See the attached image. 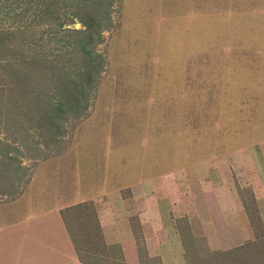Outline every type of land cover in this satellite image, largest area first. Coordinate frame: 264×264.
<instances>
[{
    "label": "rangeland",
    "instance_id": "374dc122",
    "mask_svg": "<svg viewBox=\"0 0 264 264\" xmlns=\"http://www.w3.org/2000/svg\"><path fill=\"white\" fill-rule=\"evenodd\" d=\"M93 1L55 0L59 19L43 34L31 16L5 20L8 10L0 8V32L9 35L0 60V191L25 188L19 213H5L7 221L26 211H42L37 221H44L43 213L72 200L66 221L78 252H94L90 262L104 264L97 248L108 254L116 247L101 243L91 197L108 190L112 203L120 190L132 219L157 200L164 209L180 203L189 210L178 223L186 232L185 264H264V0H116L93 48L104 62L84 85V109L50 124L41 100H61L55 63L65 61L66 50L53 33L59 20L62 28H82L69 18L93 11ZM21 51L41 61L26 70L30 79L1 67L19 68ZM80 60L73 52L68 72L86 82ZM26 82L34 90L28 97L19 88ZM232 190L245 209L235 223ZM222 212L234 225L248 224L254 239L242 249H215L221 239L204 224L216 216L225 233ZM231 237L238 244L242 234Z\"/></svg>",
    "mask_w": 264,
    "mask_h": 264
},
{
    "label": "crops",
    "instance_id": "0c3cea01",
    "mask_svg": "<svg viewBox=\"0 0 264 264\" xmlns=\"http://www.w3.org/2000/svg\"><path fill=\"white\" fill-rule=\"evenodd\" d=\"M24 190L25 188L20 189L19 193L9 192V194L7 191H0V264H99L90 262V256L94 252L91 254L87 250L84 253L81 251V254L78 252L74 237L70 233L72 230L66 221V216H68L66 214L71 211L70 207L74 205L72 200L63 201L43 213V219H46L44 221H37L41 217L42 211L38 214L32 212L28 215L26 211L25 215L17 214L12 221H7L5 213L14 211L19 213V207H16V204L23 202ZM117 193L119 198L112 203L108 196L110 195L108 190L98 192L97 196L91 197L100 231L97 234L100 233L101 243L107 247H116V250L108 251V254L100 253L97 248L94 255L97 260L104 264H140L138 250L140 251L139 245H142L144 246L142 254L146 255L143 264H148L147 260L154 264H185L186 248L188 247L186 232L178 223L181 217L188 216L189 210L183 212L184 206L178 205L180 203L174 205L173 208H168L166 205L164 209L165 201L164 204H160L157 200L155 208L148 205V211L145 208V211L133 214L136 216L132 219V211L127 209L131 203L130 200L128 203L127 197H121L120 190H117ZM230 193L232 203L236 204L235 212L237 213H234L233 216L235 223L238 222L236 218L239 213L245 212V209L237 199L236 193L233 190ZM144 199L146 201L147 197L145 196ZM149 202H151L150 198ZM237 202L242 205L239 211L236 210ZM197 211L194 210V215ZM227 215V212H222L221 216L223 217H220L221 223H219L224 227L225 233H218L222 227L218 228L216 216L212 220L210 219V225L204 224L206 232H210L211 228L215 226L217 237L221 239L216 250L221 251L223 248V251H226L225 249L241 247L254 239V236H252L253 238L249 236L248 224L236 223L234 225L233 222L228 221ZM38 222H44L48 227L46 225L40 227ZM195 224L198 228L202 227L200 221H196ZM233 228H235L234 231H232ZM236 230L242 234L238 244H235L231 237V234H235ZM189 236L194 238L191 233ZM98 238L97 240H99Z\"/></svg>",
    "mask_w": 264,
    "mask_h": 264
},
{
    "label": "trees",
    "instance_id": "16d2710c",
    "mask_svg": "<svg viewBox=\"0 0 264 264\" xmlns=\"http://www.w3.org/2000/svg\"><path fill=\"white\" fill-rule=\"evenodd\" d=\"M44 4V6L41 8V6L38 4L41 2ZM119 1V0H117ZM116 2V0H94L93 1V11L91 10H86L82 9L81 14H73L69 18L70 22L73 23L78 17V22L82 24V28H74V29H69V28H62L64 23L63 21H58V25L55 28V31L53 33V36L55 35L58 40L63 41V46L66 47V50L64 51L65 55V61L58 59V61L55 63V68L58 74V78L60 83L62 84V90L63 95L61 100L59 102H52L51 100L48 99H38L43 101L41 103L42 109H44V116L46 120L50 124H55L56 119H64L66 117V114L68 113L69 110H74L77 112H80L84 109L80 105V102L82 100V97L85 98V89L84 85H89L91 81V74L92 72L98 71L101 66L103 65V57L101 54L97 53L94 51V45L99 44L102 41V36H101V28L104 25L107 27V25L110 24V19H109V14L111 12L110 8L112 7L113 3ZM4 4H0V8H6L8 11L4 14L3 17L4 19H11L13 21L17 20L20 16L25 17L28 15V17H32L30 19L34 23H36V26H42L43 29H40L41 33L43 34L42 31H46L52 20L59 19L57 15L59 12V8L57 9L54 7L55 0L53 1H47V0H3ZM37 4L40 6L41 12L39 15L36 13L35 8L39 9ZM56 5L59 6L56 2ZM100 6L103 7V9L100 8ZM95 8H100L102 11L98 12L95 11ZM89 9V8H88ZM17 13V14H13ZM77 13V12H73ZM44 15L43 17H41ZM38 16V22L36 21V18ZM27 17V18H28ZM46 17V18H45ZM47 19V20H46ZM75 19V20H74ZM50 22V23H49ZM16 23V22H14ZM49 23V24H48ZM32 24V23H31ZM31 24L27 23L25 24L26 27H29ZM45 27V28H44ZM104 28V27H103ZM35 29V28H34ZM38 31V30H37ZM62 32V33H61ZM75 32V39L71 40L69 36L72 35V33ZM9 39V35H5L3 32H0V60L1 58V53H2V45H4L7 40ZM100 40V41H99ZM31 49H29L30 51ZM75 52L81 55V69L78 70L83 76H85L86 82L85 81H76V79L70 78V73L68 72L70 69H68V63L67 60L71 57V54ZM4 53V52H3ZM2 53V55H3ZM24 51H21L19 54V57L17 59V64H19V68L16 67H10L7 66L6 64H3L1 67L3 69H9L11 68L12 70L9 69L8 74L12 76L13 74L15 75V72L18 74L23 75V79H30V75L26 71L30 67H35L38 64L41 63L37 61V59H33L30 54H26V56L20 57L22 54H24ZM46 56V55H45ZM9 63V62H8ZM9 65V64H8ZM70 68V67H69ZM24 69L25 71H23ZM24 73V74H23ZM30 73V72H29ZM28 74V75H27ZM27 75V78L24 76ZM16 76V75H15ZM20 75L16 76L18 78ZM77 77V75H76ZM19 79V78H18ZM32 84L31 82H26L19 86L20 89L25 93V95L28 97L31 91H34L33 89L28 88L29 85ZM73 98V102L69 103ZM27 99V98H26ZM37 101V102H38ZM39 110V109H38ZM59 123V122H58ZM9 154V152L7 153ZM242 249V247H240Z\"/></svg>",
    "mask_w": 264,
    "mask_h": 264
}]
</instances>
